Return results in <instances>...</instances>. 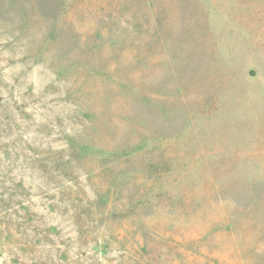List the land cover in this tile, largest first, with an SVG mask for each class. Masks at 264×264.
I'll use <instances>...</instances> for the list:
<instances>
[{"label":"rangeland","instance_id":"rangeland-1","mask_svg":"<svg viewBox=\"0 0 264 264\" xmlns=\"http://www.w3.org/2000/svg\"><path fill=\"white\" fill-rule=\"evenodd\" d=\"M0 264H264V0H0Z\"/></svg>","mask_w":264,"mask_h":264}]
</instances>
